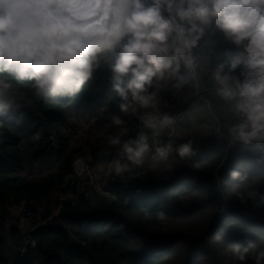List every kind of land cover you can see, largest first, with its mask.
Here are the masks:
<instances>
[{"label":"trees","instance_id":"1","mask_svg":"<svg viewBox=\"0 0 264 264\" xmlns=\"http://www.w3.org/2000/svg\"><path fill=\"white\" fill-rule=\"evenodd\" d=\"M212 36L217 64L225 58L229 43L218 32ZM200 55L199 71L206 63L203 47ZM110 76L102 67L75 97L47 101L35 95L34 82H26L20 87L33 105L0 119V264H239L233 258L234 246L243 247L250 238L264 247L260 150L229 145L227 128L237 121L232 114H222V101L209 88L222 128L227 125L223 129L227 140L213 139L208 149L184 158L174 152L169 167L132 177L135 197L127 202L121 201L114 182L109 183L112 199L65 197L53 222L32 233L36 249L21 258L14 253L24 233L9 207L23 203L35 211L44 209L42 216L52 213L51 194L64 177L75 176L74 155L96 158L107 148L106 137L115 131L111 117L119 114L121 102L112 91ZM189 82L188 77L161 97L186 90ZM123 118L129 128L138 123ZM81 119L86 121L89 140L71 149L63 126ZM158 139L170 140L166 135ZM229 170L240 171L247 179L232 180ZM253 191L258 195L249 199L247 194ZM238 194L246 203L240 202ZM145 210L150 219L145 218ZM159 211L165 212L166 221L157 220Z\"/></svg>","mask_w":264,"mask_h":264},{"label":"clouds","instance_id":"2","mask_svg":"<svg viewBox=\"0 0 264 264\" xmlns=\"http://www.w3.org/2000/svg\"><path fill=\"white\" fill-rule=\"evenodd\" d=\"M217 32L234 46L207 68L215 95L230 104L237 121L227 128L229 144L260 150L257 163L264 164V0H0V117L33 105L21 84L34 82L35 95L45 101L75 97L106 67L121 102L100 155L118 151L96 165L93 179L132 178L149 159L156 168L174 152L191 156V140L174 145L158 139L176 123L161 110L162 82L178 78L182 67H199L202 44ZM123 117L138 121L135 137ZM73 168L82 174L86 158L76 153ZM228 176L247 179L237 170ZM156 218L167 220L163 211ZM233 258L264 264V247L248 238L245 246H234Z\"/></svg>","mask_w":264,"mask_h":264},{"label":"built area","instance_id":"3","mask_svg":"<svg viewBox=\"0 0 264 264\" xmlns=\"http://www.w3.org/2000/svg\"><path fill=\"white\" fill-rule=\"evenodd\" d=\"M206 39H209L211 42L206 47L202 44V47L204 48L205 56L209 59L206 60V63H203L202 70L199 71L198 67H195L192 70L188 69V77L190 82L187 85L186 90L183 91V94H180L181 91H176L168 97H161V110L176 118V123L170 129L172 132L180 129L185 130L188 128L191 111L187 108H182L179 105L183 104V102L185 103L190 98H193L204 107L207 115L212 121L213 132L210 137L206 139L196 138L192 140L194 148L192 155H195L204 149H208L209 144L213 139H228L223 132L221 123L222 120L219 114L215 112L213 103L209 98V89L205 82L204 74L207 72V68L209 66L212 68L216 66L214 58L216 43L211 34L209 37H206ZM137 125L138 123L133 128H130V135L133 137H135L138 130ZM117 151L118 149H111L109 156H112L113 158ZM98 157L103 158L101 155ZM85 158L88 168L80 175H78L76 170L73 168L75 176L71 175L64 177L61 181V184L55 188L54 193L59 196L60 203L65 197H70L73 199L83 198L84 200L94 202L112 199V188L110 187L109 183L107 180L93 179L95 175L89 172L92 159H88L89 157L86 156ZM149 171L150 169L145 165L143 168L137 169L136 173L138 174L134 173L132 177L144 176ZM130 180L131 178H129L127 174L124 177H114V183L118 186V193L120 194L121 201L127 202L131 198L135 197V193L131 191ZM59 209L60 205L56 211L42 216V214H40L38 211L24 206L23 203L19 204L18 227L24 233L22 242L14 248V253L19 258L36 249L37 242L32 237V233H34L37 229L47 227L49 223L53 222L55 216L58 214ZM79 244L83 246L85 245L84 242H79ZM8 264L14 263L11 261Z\"/></svg>","mask_w":264,"mask_h":264},{"label":"crops","instance_id":"4","mask_svg":"<svg viewBox=\"0 0 264 264\" xmlns=\"http://www.w3.org/2000/svg\"><path fill=\"white\" fill-rule=\"evenodd\" d=\"M183 91L184 90H182L180 92V94H183ZM209 95H211V94L209 93ZM191 99L192 98L187 100V98H186L187 101L185 100L186 101L185 103L183 102V104L179 105L180 107L187 105L186 108L191 111V116H190L188 128L185 130H182V129L176 130L174 132H172L170 129H165L164 132L161 134V135H166L174 143V145H179L180 143H182L183 141L188 140V139H191V140L196 139V138L206 139L212 135V132H213L212 121L210 120L209 116L207 115L204 107L199 102H197L196 100H194V99L191 100ZM214 106H216V105H214ZM229 109H230V104L222 101V104H220V111L222 112V114L225 117H229V114L230 115L232 114L229 111ZM224 127L226 128L227 125H224L223 129H224ZM146 132L151 137V135H152L151 131L147 130ZM150 143H151V139H150ZM86 150H88V148H86ZM85 156L91 158L89 155L85 154ZM109 158L112 159L110 156L103 157V158H100V157L91 158L92 160L90 163L89 172L96 176L97 175L96 165L102 161H108ZM170 163H171V159L169 158L168 161L158 165L156 168H152L151 167V161L149 159L145 165L150 170H157V169H163V168L169 167L168 164L170 165ZM101 180H104V179H101ZM107 182L108 183L114 182V176L111 178H108ZM51 200L52 201L55 200L54 202L56 203L55 209L51 211V212H53V211H56L60 205L59 196L56 195L55 193H52L51 194ZM18 208H19L18 204H15V205L13 204L8 209L11 217L13 219H16L17 221L19 218L18 217Z\"/></svg>","mask_w":264,"mask_h":264},{"label":"rangeland","instance_id":"5","mask_svg":"<svg viewBox=\"0 0 264 264\" xmlns=\"http://www.w3.org/2000/svg\"><path fill=\"white\" fill-rule=\"evenodd\" d=\"M215 43H216V41H215ZM233 50H234V46L229 44L227 51L231 52ZM186 78H188V69H185L182 67L181 73H180L178 78H174L170 81L162 82L163 86H162V89L160 92V96L168 93L171 90V88L174 85H176L177 83L183 84V82L186 80ZM209 98H211L210 95H209ZM14 115H15V113L12 112L6 117H0V119L12 118V117H14ZM229 116H230V114H229ZM86 127H87L86 121H84L82 119L80 120V122L76 121V122L72 123L71 126H66V125L63 126V131H64V133H66V135L68 137V143H69V147L71 149L81 147L87 143V141L89 140V137L85 133ZM80 154L83 155L82 153H80ZM168 166H169V164H168ZM54 201L55 200L52 201V205L50 206V212L52 210H54L56 207V203ZM37 211L40 214H44V210L42 208H38Z\"/></svg>","mask_w":264,"mask_h":264},{"label":"water","instance_id":"6","mask_svg":"<svg viewBox=\"0 0 264 264\" xmlns=\"http://www.w3.org/2000/svg\"><path fill=\"white\" fill-rule=\"evenodd\" d=\"M204 77H205L206 85H207L209 88H211V90L214 92V89L210 86V82H209L208 77H207V72H205ZM214 94H215V92H214ZM215 99L218 100L219 98L215 95Z\"/></svg>","mask_w":264,"mask_h":264}]
</instances>
